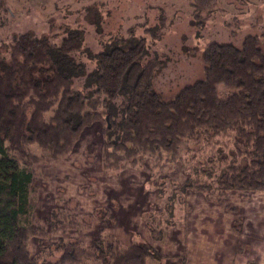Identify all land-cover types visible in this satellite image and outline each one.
<instances>
[{
	"label": "trees",
	"instance_id": "obj_1",
	"mask_svg": "<svg viewBox=\"0 0 264 264\" xmlns=\"http://www.w3.org/2000/svg\"><path fill=\"white\" fill-rule=\"evenodd\" d=\"M192 6L196 27L215 11L207 0H195ZM162 22L144 30L154 39ZM83 47L79 28H65L57 42L22 32L0 45V264H148V259H162L159 250L141 238L129 245L113 234L93 237L88 245L79 238L58 239L50 246L42 240L47 231L34 215L32 168L39 156L32 145L46 158H65L83 129L97 121L104 124L99 156L104 171L121 172L148 159L160 173L180 164L187 176L166 194L164 213L154 219L142 214L152 240H161L164 231L171 234L178 218L184 222V213L176 210L187 211L189 191L216 204L233 192L264 191L263 32L248 33L239 44L209 42L200 56L202 76L168 98L154 84L165 61L150 56L145 37L113 38L91 55V70L77 57ZM77 78H82L80 88L73 87ZM218 85L227 96L218 95ZM220 137L227 140L217 145L214 157L191 166L183 162L184 154L193 152L190 144L201 150ZM96 148L87 143L84 150L93 154ZM153 183L158 185L157 178ZM66 203L52 209L51 228L56 231L65 224L80 230L76 201ZM107 218L109 214L99 217L101 225ZM232 226L243 234L242 218ZM31 238L38 246L33 254L27 246ZM234 251L242 252L239 243Z\"/></svg>",
	"mask_w": 264,
	"mask_h": 264
},
{
	"label": "rangeland",
	"instance_id": "obj_2",
	"mask_svg": "<svg viewBox=\"0 0 264 264\" xmlns=\"http://www.w3.org/2000/svg\"><path fill=\"white\" fill-rule=\"evenodd\" d=\"M207 1L215 5V11L201 27H196L191 15L195 0H0V45H6L14 35L22 32L47 35L57 42L65 28H79L83 32L84 47L77 57L85 62L87 70H91L94 64L91 55L104 48L113 38H127L132 34L143 36L147 40L150 56L156 55L165 61L155 76L154 84L163 97L168 98L184 84L202 76L200 56L209 42L231 41L239 44L248 33H264V0ZM160 19L163 22L153 39L144 29L160 23ZM232 32L237 35L234 36ZM81 85L82 78L73 81L74 88ZM217 89L220 97L228 95L223 86L218 85ZM125 98L124 93L118 98L119 103ZM103 126L102 121H97L85 127L73 151L62 159L46 158L32 145L33 152L39 156V162L32 168L33 182L37 188L34 215L37 223L47 231L42 238L47 246L58 239L66 241L69 238H79L88 245L91 237L106 235L116 229L125 231V227L133 233L137 230L138 234L154 244L148 232H144L139 214L147 212L154 219L164 213L166 194L174 184L183 182L187 177L180 164L160 173L148 159L121 172L104 171L99 158ZM218 140V143L210 141L203 144L201 150L198 149L200 145L190 144L193 152L184 154L183 162L191 166L205 161L209 155L214 157L217 145L226 142L227 137ZM87 143L96 145L93 154L85 152ZM156 178L158 185L153 183ZM143 184L147 187L145 192L141 187ZM160 190L165 194H160ZM68 199L76 201L80 230L64 224L55 231L50 224L51 211L67 207ZM114 203L119 204L118 212L110 210V207L115 208ZM187 203L190 211L184 226L175 224L172 234H165L167 240L163 245L155 242L168 255L166 264H181L174 257L178 245H181L176 243L178 239L175 237L198 239L189 246V253L192 254L190 264H220L219 255L221 251H227L228 244L231 247V237L234 240L241 237L235 242L239 243L242 252H250L248 245L251 240H258L264 245V191L233 192L219 204L206 201L200 193L189 191ZM185 206L188 210V206ZM176 211L184 213L185 220L187 211ZM104 214H109V218L101 225L99 217ZM238 218L243 220L241 235L232 226ZM178 221L181 222V219L178 218ZM83 222L90 225L88 229H85ZM97 226L104 228L101 233ZM123 233L122 237L130 235L127 231ZM222 238H226L227 243L223 241L221 245ZM136 240L138 237H132V242ZM27 246L30 253L37 252L35 238H31ZM197 251H201V254ZM178 254L186 255L187 260L186 249ZM56 257L54 253L50 258L53 261ZM148 264H162V261L148 259ZM248 264H255V259L249 257Z\"/></svg>",
	"mask_w": 264,
	"mask_h": 264
},
{
	"label": "crops",
	"instance_id": "obj_3",
	"mask_svg": "<svg viewBox=\"0 0 264 264\" xmlns=\"http://www.w3.org/2000/svg\"><path fill=\"white\" fill-rule=\"evenodd\" d=\"M142 187V190H143V192H145V191H147V189L142 185L141 186ZM197 193H199V192H197ZM201 194V193H200ZM202 195V194H201ZM143 196V194H141V197ZM187 196H188V192H187V194H186V197H185V200H186V202H185V204L188 206V210H187V212L185 213V220H184V222H179V221H177L176 220V222H175V224H178V225H182V226H184V224L186 223V219H187V214H188V212L190 211V206L188 205V203H187ZM203 196V195H202ZM110 198L112 199L113 197H111L110 196ZM203 198H204V196H203ZM205 199V198H204ZM206 200V199H205ZM207 201V200H206ZM212 203V202H211ZM219 204V203H218ZM119 204H116V203H114V207L115 208H113V207H110V210H112L113 212H118V208H119V206H118ZM91 214H92V216L93 215H95L94 213H93V210H92V212H91ZM142 214H143V212L141 213V214H139V216H140V218H141V225L144 227V222H143V218H142ZM94 221V220H93ZM98 222H99V220H98ZM126 222V221H125ZM124 222V223H125ZM124 225H126V224H124ZM176 226V225H175ZM175 226H173L172 227V229H171V231L174 229V227ZM98 228V226L96 227V229ZM104 229V228H103ZM111 229H113V228H111ZM144 229V232H147V230L145 229V227L143 228ZM131 229H129L128 227L126 228L125 227V231H127V233L128 232H130V235H131V233H132V237H138V239H139V237H143L142 235H140V234H138V231L136 230L135 231V233H133L132 231H130ZM107 231H110V230H108L107 229ZM125 231H122L121 229H116V230H114L113 232H111V233H107V234H113L116 238H118L124 245H129V244H131L132 243V237H130V235L128 236V237H122L123 236V232H125ZM165 234H168L167 233V231H164V234H163V237L161 238V240H159V241H155V240H152L150 237H149V235H148V237H149V239H151V241H153L154 242V244L153 243H151L154 247H156L158 250H159V252L163 255V257H162V259H160L159 261H162V264H166L167 263V261H168V255H167V253H164L163 251H162V249L159 247V245H156V243H158V244H164L165 243V239H166V237H165ZM171 234H172V232H171ZM170 234V235H171ZM169 235V234H168ZM125 236V235H124ZM93 237H91V239H92ZM144 239H145V237H143ZM170 237H168V239H169ZM176 239H178V241L176 242L177 244L178 243H180L181 245H178V248L179 249H177V251H176V254L174 255V257L176 256L178 259H179V261H180V263L181 264H190V257H191V253H189V249H190V247L189 246H192L193 245V243H195L198 239H191L190 237H175ZM186 238V239H185ZM232 238V243H231V247H230V245L228 244L227 246H228V249H227V251H225V252H222L221 251V253H220V255H219V257L221 258L220 260H219V262H220V264H248V258L249 257H252L253 259H255V264H264V245H261L260 244V242L258 241V240H251L250 241V243H249V251L250 252H246V251H243V252H240L239 254H236L235 253V246H236V244H237V242H235V240L237 241L239 238H241V237H239V238H237L236 237V239L234 240L233 238L234 237H231ZM91 239H90V241H91ZM226 239V238H225ZM225 239L224 238H222L221 239V245H222V243H223V241H225ZM146 241L148 240V239H145ZM167 240V239H166ZM89 241V242H90ZM149 241V240H148ZM173 241H175V239L173 238ZM156 242V243H155ZM225 243H227V241H225ZM251 248V249H250ZM184 249H186V253H187V260H186V255H179L178 253L179 252H181V251H183ZM247 250V251H248ZM197 253L198 254H201V251H197ZM249 254L251 255V256H249ZM215 255V254H214ZM213 255V256H214Z\"/></svg>",
	"mask_w": 264,
	"mask_h": 264
}]
</instances>
